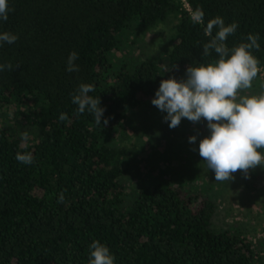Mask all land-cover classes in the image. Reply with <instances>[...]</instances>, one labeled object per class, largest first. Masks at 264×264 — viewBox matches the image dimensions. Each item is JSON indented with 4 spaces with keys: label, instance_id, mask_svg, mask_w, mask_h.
<instances>
[{
    "label": "trees",
    "instance_id": "1",
    "mask_svg": "<svg viewBox=\"0 0 264 264\" xmlns=\"http://www.w3.org/2000/svg\"><path fill=\"white\" fill-rule=\"evenodd\" d=\"M185 2L188 8L181 0H8L0 32L18 39L0 43V64L13 65L0 71V264H88L93 240L109 248L114 264H264L245 229L214 226L206 188L182 192L161 181L129 191L126 150L108 141L131 112L160 111L151 100L162 79L185 78L189 64L217 58L202 56L211 18L238 24L229 48L258 34L259 50L251 51L264 71V0ZM197 8L203 24L190 19ZM162 24L173 30L169 47L161 56L140 51L142 36ZM71 51L79 71H66ZM81 83L100 98L101 125L76 112L71 94ZM25 151L34 163L15 159Z\"/></svg>",
    "mask_w": 264,
    "mask_h": 264
},
{
    "label": "clouds",
    "instance_id": "2",
    "mask_svg": "<svg viewBox=\"0 0 264 264\" xmlns=\"http://www.w3.org/2000/svg\"><path fill=\"white\" fill-rule=\"evenodd\" d=\"M11 11L8 0H0V21H7ZM204 12L197 8L190 14L194 24L204 23ZM238 24L234 21L225 24L220 16L207 21L204 34L210 39L202 45V56L216 54V59L207 63L189 64L185 70V79L173 77L162 79L151 103L161 112L169 128H176L182 119L192 123L206 121L209 134L199 140L198 152L207 169L214 173L215 181L227 183L234 174L241 172L248 178L250 170L258 166L264 169V81L260 91L248 94L253 81L262 73L260 61L252 54L259 50V35L248 34L247 42L229 48L228 36L235 34ZM217 29L213 35V29ZM18 36L10 31L0 32V43L12 44ZM78 53L71 51L66 61V71H79L74 63ZM12 71L11 63L0 64V71ZM166 71V70H165ZM90 83H81L71 94V101L77 105V114L85 111L93 116L97 125L105 109L100 98L89 93L94 92ZM11 116L12 113L10 112ZM68 119L61 113L59 120ZM107 118L104 123L107 124ZM196 136L188 137L190 144L196 143ZM23 149L29 147V134L21 133ZM194 151L196 149H193ZM15 159L25 165L34 163L31 152H17ZM64 201L63 192L57 203ZM114 256L109 248L97 240L89 245L88 264H114Z\"/></svg>",
    "mask_w": 264,
    "mask_h": 264
},
{
    "label": "rangeland",
    "instance_id": "3",
    "mask_svg": "<svg viewBox=\"0 0 264 264\" xmlns=\"http://www.w3.org/2000/svg\"><path fill=\"white\" fill-rule=\"evenodd\" d=\"M181 1L188 8L185 0ZM172 32L168 24L150 30L142 36L140 51L161 56L163 49L169 47ZM165 115L161 111L135 110L108 136L110 144L126 150L123 180L128 190L161 181L182 192L206 188L216 206L214 226L245 229L264 255V169L258 166L250 170L248 178L237 172L227 183L215 181L214 173L207 169L198 152L199 140L209 134L206 121L194 124L182 119L178 127L169 128ZM192 135L197 138L195 144L188 141Z\"/></svg>",
    "mask_w": 264,
    "mask_h": 264
},
{
    "label": "built area",
    "instance_id": "4",
    "mask_svg": "<svg viewBox=\"0 0 264 264\" xmlns=\"http://www.w3.org/2000/svg\"><path fill=\"white\" fill-rule=\"evenodd\" d=\"M262 75H264V71H262V73H261Z\"/></svg>",
    "mask_w": 264,
    "mask_h": 264
}]
</instances>
